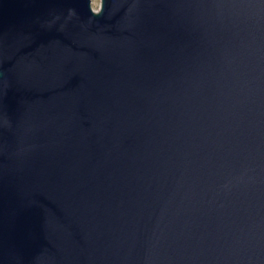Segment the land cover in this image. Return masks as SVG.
<instances>
[{
  "label": "water",
  "instance_id": "obj_1",
  "mask_svg": "<svg viewBox=\"0 0 264 264\" xmlns=\"http://www.w3.org/2000/svg\"><path fill=\"white\" fill-rule=\"evenodd\" d=\"M0 264H264V0H0Z\"/></svg>",
  "mask_w": 264,
  "mask_h": 264
},
{
  "label": "rangeland",
  "instance_id": "obj_2",
  "mask_svg": "<svg viewBox=\"0 0 264 264\" xmlns=\"http://www.w3.org/2000/svg\"><path fill=\"white\" fill-rule=\"evenodd\" d=\"M100 1H101V0H91L92 8H93L94 10H97V9L99 8Z\"/></svg>",
  "mask_w": 264,
  "mask_h": 264
}]
</instances>
